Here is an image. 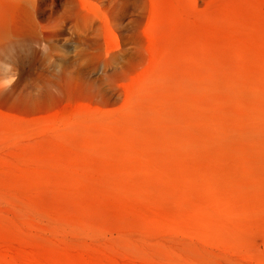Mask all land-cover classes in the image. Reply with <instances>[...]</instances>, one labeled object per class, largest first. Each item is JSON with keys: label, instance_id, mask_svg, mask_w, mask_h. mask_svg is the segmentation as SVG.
Wrapping results in <instances>:
<instances>
[{"label": "rangeland", "instance_id": "374dc122", "mask_svg": "<svg viewBox=\"0 0 264 264\" xmlns=\"http://www.w3.org/2000/svg\"><path fill=\"white\" fill-rule=\"evenodd\" d=\"M0 264H264V0H0Z\"/></svg>", "mask_w": 264, "mask_h": 264}]
</instances>
